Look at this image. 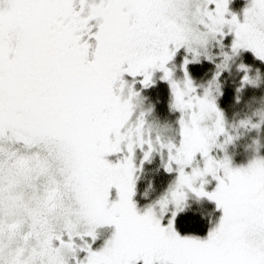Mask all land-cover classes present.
I'll return each mask as SVG.
<instances>
[{
  "label": "snow or ice",
  "instance_id": "snow-or-ice-1",
  "mask_svg": "<svg viewBox=\"0 0 264 264\" xmlns=\"http://www.w3.org/2000/svg\"><path fill=\"white\" fill-rule=\"evenodd\" d=\"M229 2L0 0V208L17 182H44L35 213L38 250L26 258L23 249L7 259L0 253V264H264V159L233 169L227 156L210 155L222 147L216 141L224 133L212 92H219L217 79L231 57L224 54L203 96L187 72L210 38L229 33L233 55L250 50L264 61V0H251L242 21L229 12ZM182 47L192 59L184 60L181 85L166 65ZM156 69L170 82L171 106L181 113L179 144L157 137L168 152L165 170L178 172L175 187L157 202L159 217L152 207L139 213L132 200L134 149L147 145L148 160L156 148L143 113L130 123L139 93L130 87L127 99L121 94L125 73L142 76L148 87ZM253 83L247 74L242 78V85ZM122 145L128 153L122 161L106 159ZM197 154L202 168L193 166ZM208 175L218 182L212 192L204 187ZM113 188L118 198L110 201ZM185 189L222 210L206 239L181 237L171 219L162 224L170 203L182 210ZM57 214L64 218L60 230L43 226L42 216ZM103 225L115 231L93 250L85 238L94 242Z\"/></svg>",
  "mask_w": 264,
  "mask_h": 264
},
{
  "label": "rangeland",
  "instance_id": "rangeland-1",
  "mask_svg": "<svg viewBox=\"0 0 264 264\" xmlns=\"http://www.w3.org/2000/svg\"><path fill=\"white\" fill-rule=\"evenodd\" d=\"M234 1L239 2L237 4L241 6L239 8L240 13H237L238 10L235 6L236 5L235 3H231L229 7L230 13L233 12V14H236L237 16H240L243 19L241 13L243 12L244 8L249 5V3L245 2L244 0H233V2ZM228 18H230V16H228ZM225 32L227 33V29H225ZM233 39H234V34L231 33L224 35L222 38L217 37L216 39H211V38L209 39L206 49L202 50V53L198 60V61L206 60V61H210L211 64L213 63V67H212L213 72L206 79H201V78L199 80L194 79L193 75L189 70L190 63L187 65L188 77L193 81V86L196 88L198 95L203 96L205 89L208 88L209 86V82L212 81L213 77L216 76V73L218 71H221L217 68V64H220L224 61L225 53H227L231 58L228 60L227 68L223 69L221 71V74L223 71L226 70L229 71L230 74L233 72L234 74L240 76V82H242V78L244 77L245 74H247L251 80L252 78L253 79L257 78L258 77L257 75H260L262 80L264 79V74L262 73V71H260V73L255 72L253 70V67L256 65L253 62H249L248 60H246L247 56L248 57L250 56L251 60H259L254 56V54L250 50L241 49L238 54L235 55L232 54L231 44ZM208 56H210L211 59L206 58ZM186 58H188L189 60L192 59L191 55L186 51L185 48L182 47L176 52V55L173 57V59L169 61L166 65L167 68L168 66H172L175 69V77H173L172 80L176 81L181 85L185 80L184 60ZM241 65L246 66L247 73H245V71L241 69L240 67ZM162 74L163 71H160V69L153 70L152 82H151L152 84H150L148 87H144L141 83L143 79L142 76H137L133 78L129 74L125 73L123 75V80L126 81V83L124 85L123 92L121 93L123 99H127L130 87H132L133 91L139 93V95L133 99L134 109L132 116L130 118V123L135 124L137 119L140 117L141 113H143L144 128L150 134V138L153 141V144L156 148V150L152 152L148 160H144V152L147 151V145H145L143 149L140 147H136L134 149L133 160L137 168V171L134 174V195L132 197V200L136 204L139 213L143 214L145 211L148 210L149 207H152L158 217H159L160 209L157 202L168 196L170 190L175 187V183L178 177V172L175 170L172 172H168L165 170V165L168 162V152L166 149L161 150L159 148V144L157 143V137H159V141L161 143L167 144L169 142H172L175 144H179L180 141L179 120L181 118V113L177 110H174L171 106L173 101V95H172L170 82H168L167 87H168V92L170 93L171 103H170V98L169 100H165L164 103H162L160 99H157V102L154 101L155 93L160 95L163 91V89L160 87L159 84L161 83V81H165L162 79L163 77ZM221 74L217 79V82L220 85L219 92L213 89L212 95L215 98L218 109L222 112L223 110L219 106V102H218V98L221 94V87L223 81L221 80L222 77ZM248 85L250 86L251 84H244L242 85V87ZM163 87H166V84H164ZM118 88H119V82H117V85L115 86L116 90H118ZM156 89L158 91L154 92L156 91ZM206 123L208 124L209 127H211L213 121H207ZM223 126H224V133L218 136L216 141L217 144L222 145V147H213V149L210 152V155L214 156L217 159H223L225 156H227L230 160L231 167L233 169L247 168L248 165L253 160L264 159V156L259 155L261 153L257 151L255 153L256 155L254 154L253 157L241 161L235 160L236 155L241 151L238 152V150H236L235 148L230 150V147L233 146L234 144H235L234 146H237L238 144V141L235 142V137L233 138L234 132L238 131V127L236 128V131L234 129L231 130L230 126L226 124V119L224 115H223ZM256 135L257 134H255V136ZM229 137L231 139H229ZM251 140L252 142H256L259 141V138L255 139V137H251ZM122 148H123L122 152L112 154L106 158H108L111 163H117L122 161L124 156L128 155L126 147L122 145ZM193 166H199L201 168L203 167V158L200 156V154H197L196 161H194ZM176 167H177L176 165H173L174 169ZM186 171L190 172V168L186 169ZM149 177L157 178L156 182L154 183V186L151 187L152 189H154L156 193L153 194L152 192H149L150 196H152L153 194L155 195V197L154 198L150 196L147 197L148 192L143 191L141 192L142 200H140L139 203L137 200V196L135 198L136 190L137 188L140 187L143 180ZM204 179L208 181V183L205 184L204 186L205 191L207 192L214 191L215 190L214 185L217 186L218 182H216V180L213 179L211 175L206 176ZM32 182H34V180ZM39 182L40 184L37 190L35 189L26 190L24 188H21L20 192H13V194H11L12 201L10 200L9 201L12 204H17L18 202L21 203L23 207L26 208L28 213L31 212L33 213V216H35V213L38 210V207L36 205L39 204V199L40 196L42 195V187L44 183L43 181H39ZM29 186H31V184L26 185V187ZM10 189L7 190L6 192H9ZM185 191L187 196H186V200L181 205V209L185 206L187 202L191 200L201 202L204 199V197H197L194 193H192L187 189H185ZM117 198L115 197L110 198V201H114V199ZM65 207L68 208L69 210H72L71 204L67 201H65ZM173 211H177V210L175 208V205L170 203L169 211L162 220V224L166 226L168 221L171 219L173 220V226L175 229L176 217L180 210L177 211V214L174 218L172 217ZM53 217L55 218V220L51 221V227L53 223L54 224L53 228H55L56 230H60L63 227L64 218L61 217L59 214L53 215ZM114 231H115V227L113 225H103L96 229L97 239L94 242L91 240V238L88 237H86L85 240L89 244H91L93 250H100L104 246L105 242L111 238ZM54 243L58 244V242H54ZM75 243L77 245H82L84 241H81L79 238H75ZM78 255L79 258L82 259L86 255V253L80 252L78 253ZM69 264H73V261L70 260Z\"/></svg>",
  "mask_w": 264,
  "mask_h": 264
},
{
  "label": "trees",
  "instance_id": "trees-1",
  "mask_svg": "<svg viewBox=\"0 0 264 264\" xmlns=\"http://www.w3.org/2000/svg\"><path fill=\"white\" fill-rule=\"evenodd\" d=\"M244 1L248 2L249 4L251 2L248 0ZM231 3L236 4L234 5L238 10L237 13H240L239 8L241 6L237 4L239 2H233V0H230L229 7ZM241 14L243 16V12ZM238 18L242 21L240 16H238ZM246 60L253 62L256 65L254 66L255 68L253 67L255 72L260 73V71H262L264 74V62L260 60H251L250 56H247ZM212 67L213 63L211 64L210 61L206 60L196 61L189 64V70L196 80H199L200 78L206 79L208 76H210L213 72ZM168 69H170L172 72V78L175 77V69L172 66H168ZM163 75L164 73L162 76ZM221 75V80L223 81L221 94L218 98L219 106L222 108L223 115L226 119V124L230 126L231 130L234 129L236 131V128L238 127V131L234 132L233 135V138L235 137V142L238 141V144L237 146H234L235 144L231 146L230 150L235 148L238 150V152L241 151L240 153L242 154L238 153L235 157V160L241 161L253 157L257 151L261 153L257 154L264 156V79L262 80L261 76L257 75V78H252L255 83L251 84L250 86L248 85L242 87V82H240L239 75H236L233 72L230 74V72L227 70L223 71ZM168 82L169 81L165 80L159 83L163 91L160 95L155 93V102H157V99H160L162 103H164L165 100H169L170 93L168 92L167 87ZM164 84H166V87H163ZM157 91L158 90L156 89L154 92ZM255 134L257 135L255 136ZM251 137H255V139L259 138V141L252 142ZM156 180V177L145 178L140 187L137 188L135 198L137 196L139 203L140 200H142L141 192H148L147 197L150 196L149 192H152L153 194L156 193L154 189L151 188L154 186ZM215 188L216 186L214 185V189ZM153 194L150 197L154 198L155 195ZM113 197H118L115 188H113L110 193V198ZM221 215L222 210L218 209L216 203H214L212 200H209L207 197H204L201 202L191 200L185 204L182 210L179 211L176 217L175 229L181 236H192L205 239L207 238L209 231L217 226ZM53 220H55L54 217H52L51 220H46V227H51V221ZM53 226L54 224L52 223L51 228H53Z\"/></svg>",
  "mask_w": 264,
  "mask_h": 264
},
{
  "label": "flooded vegetation",
  "instance_id": "flooded-vegetation-1",
  "mask_svg": "<svg viewBox=\"0 0 264 264\" xmlns=\"http://www.w3.org/2000/svg\"><path fill=\"white\" fill-rule=\"evenodd\" d=\"M249 2L251 0H248ZM12 145L6 143V151L12 149ZM40 182L34 180L31 186L26 187V183L20 181L12 186L9 192L5 193V200L0 208V253L5 259L9 255H15L20 249H23V256L28 257L32 250L38 249L36 238V218L33 213H28L21 203L12 204L11 194L20 192L21 188L26 190H37ZM35 185V186H34ZM10 200V201H9ZM39 207V204L36 205ZM53 215H44L40 219L43 226L46 227V220H51Z\"/></svg>",
  "mask_w": 264,
  "mask_h": 264
}]
</instances>
